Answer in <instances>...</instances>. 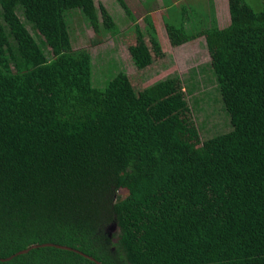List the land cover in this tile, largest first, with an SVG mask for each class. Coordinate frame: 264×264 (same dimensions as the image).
<instances>
[{
    "label": "trees",
    "instance_id": "16d2710c",
    "mask_svg": "<svg viewBox=\"0 0 264 264\" xmlns=\"http://www.w3.org/2000/svg\"><path fill=\"white\" fill-rule=\"evenodd\" d=\"M260 2L254 11L227 0L221 28L212 12L190 32L162 18L170 46L203 37L230 128L201 140L192 90L178 77L135 89L118 71L91 85L90 54L71 50L64 13L77 10L95 34L114 35L101 3L0 0V257L51 242L101 264H264ZM143 21L132 23L127 46L138 70L163 55L149 15ZM0 264L95 263L44 246Z\"/></svg>",
    "mask_w": 264,
    "mask_h": 264
},
{
    "label": "rangeland",
    "instance_id": "374dc122",
    "mask_svg": "<svg viewBox=\"0 0 264 264\" xmlns=\"http://www.w3.org/2000/svg\"><path fill=\"white\" fill-rule=\"evenodd\" d=\"M134 17V22L125 16L115 0H93L94 6L101 3L112 16L118 29L116 34L101 31L95 34L82 19L77 10L65 12L69 29L71 50L82 48L91 58V85L102 87L106 80L118 71H124L135 89H141L154 82L176 76L185 90L191 89L187 101L191 108L192 121L198 129L201 140L230 128L228 117L222 108L216 91L214 78L208 66V54L203 37L191 39L177 46H170L162 24V17L171 25H182L185 32L206 27V16L213 11L210 0H123ZM177 1V2H176ZM252 10L260 8V0H243ZM177 3V4H176ZM221 0L216 3L219 26L224 27L228 18L220 17ZM178 5V6H177ZM182 5V6H181ZM165 6V7H164ZM181 6V7H180ZM164 9V13L160 10ZM166 11V12H165ZM182 12H185L183 16ZM151 13V14H149ZM149 14L155 27L156 38L163 52L161 57L152 58V62L143 69H136L130 61L127 46L134 42L132 23L144 25L143 15ZM182 20V23H180ZM207 21V22H206ZM28 28V26L26 25ZM37 40L38 38L28 28ZM97 83V84H96ZM178 84L177 82H175ZM104 231L114 239L116 227L113 223L105 226Z\"/></svg>",
    "mask_w": 264,
    "mask_h": 264
},
{
    "label": "water",
    "instance_id": "95a60500",
    "mask_svg": "<svg viewBox=\"0 0 264 264\" xmlns=\"http://www.w3.org/2000/svg\"><path fill=\"white\" fill-rule=\"evenodd\" d=\"M44 246H53V247H56V248H60V249H65V250H70V251H73L79 255H81L82 257L94 262L95 264H101L99 261L95 260L92 256L90 255H87L77 249H74V248H71L69 246H66V245H60V244H54V243H51V242H43V243H34V244H30L28 245L27 247H24L22 249H19L15 252H13L12 254H10L9 256H6V257H0V261H7L9 259H11L12 257L16 256V255H20V254H24L26 253L28 250L30 249H33V248H38V247H44Z\"/></svg>",
    "mask_w": 264,
    "mask_h": 264
},
{
    "label": "crops",
    "instance_id": "0c3cea01",
    "mask_svg": "<svg viewBox=\"0 0 264 264\" xmlns=\"http://www.w3.org/2000/svg\"><path fill=\"white\" fill-rule=\"evenodd\" d=\"M177 1H179V0H177ZM176 1V2H177ZM211 1V4H213V11H212V17H214V19H215V24L217 25V27L218 28H221L220 26H219V20H220V18H219V14L217 15V13H216V11H217V9L218 8H216V3L218 2V1H220V0H210ZM177 4V3H176ZM127 5V4H126ZM178 6V5H177ZM182 6V5H181ZM180 6V7H181ZM218 6H220V8H221V14H220V17H222L221 18V20L222 19H226V18H228V21H229V17H228V12H227V0H221V4L220 5H218ZM165 7V6H164ZM129 8V7H128ZM164 9L165 8H162V10H160V13H162V15H163V11H164ZM166 12V11H165ZM132 13V12H131ZM149 14H151V13H149ZM148 14V15H149ZM182 14H183V16L185 15V12H182ZM145 15V14H144ZM143 15V16H144ZM150 17V16H149ZM209 17V14L206 16V18H208ZM163 18V17H162ZM150 20L152 21V18H150ZM162 22V21H161ZM207 22V21H206ZM153 23V22H152ZM162 24H163V22H162ZM228 24V23H227ZM226 24V25H227ZM225 25V26H226ZM185 43V42H184Z\"/></svg>",
    "mask_w": 264,
    "mask_h": 264
}]
</instances>
